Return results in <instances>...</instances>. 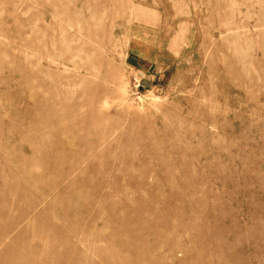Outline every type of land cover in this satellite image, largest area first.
I'll list each match as a JSON object with an SVG mask.
<instances>
[{
	"label": "rangeland",
	"instance_id": "rangeland-1",
	"mask_svg": "<svg viewBox=\"0 0 264 264\" xmlns=\"http://www.w3.org/2000/svg\"><path fill=\"white\" fill-rule=\"evenodd\" d=\"M0 264H264V0H0Z\"/></svg>",
	"mask_w": 264,
	"mask_h": 264
}]
</instances>
